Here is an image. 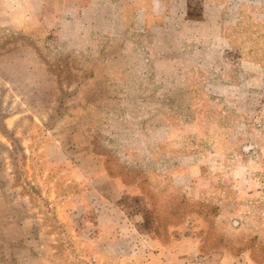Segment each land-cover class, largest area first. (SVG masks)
Masks as SVG:
<instances>
[{
    "label": "rangeland",
    "instance_id": "374dc122",
    "mask_svg": "<svg viewBox=\"0 0 264 264\" xmlns=\"http://www.w3.org/2000/svg\"><path fill=\"white\" fill-rule=\"evenodd\" d=\"M57 3L0 27V264H264V17L129 58Z\"/></svg>",
    "mask_w": 264,
    "mask_h": 264
},
{
    "label": "crops",
    "instance_id": "0c3cea01",
    "mask_svg": "<svg viewBox=\"0 0 264 264\" xmlns=\"http://www.w3.org/2000/svg\"><path fill=\"white\" fill-rule=\"evenodd\" d=\"M57 2L55 16L60 21L57 31L59 35L66 33L70 28L86 29L82 43L86 42V45H89L94 34H106L112 38V43L120 46L119 53L129 58L142 55L140 50H135L131 46L134 42L127 36L130 29L145 32L149 38L148 42L155 47L154 50L165 54L180 52L191 44L232 45V33L229 32L233 31L248 13L253 11L264 17V0H57ZM46 4L48 0H0V27L7 24L5 15L9 11L12 12L10 14L12 22L15 19L14 12H18L22 15L21 17L18 15L16 20L31 25L33 10L42 13L46 10ZM90 203L104 206L122 204L120 200H112L111 197L102 194L98 195L95 203L93 199ZM76 207L78 209L82 206ZM177 259H180L182 264L186 262L220 264V260L210 256L190 260L185 256H177Z\"/></svg>",
    "mask_w": 264,
    "mask_h": 264
}]
</instances>
